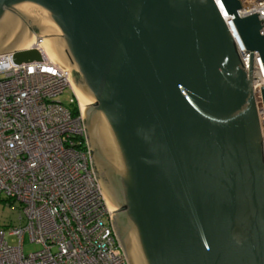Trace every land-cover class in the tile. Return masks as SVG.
Masks as SVG:
<instances>
[{
    "label": "water",
    "instance_id": "1",
    "mask_svg": "<svg viewBox=\"0 0 264 264\" xmlns=\"http://www.w3.org/2000/svg\"><path fill=\"white\" fill-rule=\"evenodd\" d=\"M264 69V34L220 0ZM48 56L81 104L90 166L127 264H264L250 88L213 0H0V54ZM264 111V87L261 89Z\"/></svg>",
    "mask_w": 264,
    "mask_h": 264
},
{
    "label": "built area",
    "instance_id": "2",
    "mask_svg": "<svg viewBox=\"0 0 264 264\" xmlns=\"http://www.w3.org/2000/svg\"><path fill=\"white\" fill-rule=\"evenodd\" d=\"M238 17L255 14L264 34V0H238ZM231 35L250 88L261 134L264 167V69L246 50L232 14L213 0ZM35 38L39 60L14 63L0 54V203L18 206L17 225L0 226V264H127L90 166L79 103L67 73ZM67 89L63 103L57 97ZM73 105L76 113H72ZM38 246L23 252L22 239ZM17 239L9 245L6 237Z\"/></svg>",
    "mask_w": 264,
    "mask_h": 264
},
{
    "label": "rangeland",
    "instance_id": "3",
    "mask_svg": "<svg viewBox=\"0 0 264 264\" xmlns=\"http://www.w3.org/2000/svg\"><path fill=\"white\" fill-rule=\"evenodd\" d=\"M68 96H69V92L67 89H65L63 93L60 94L57 98L60 99L63 103H65ZM17 207L18 206H16L15 204L5 206L2 205V203H0V225H4V224L17 225L18 223H20V220H18V216H21V213ZM6 239L9 245H15L17 243V239L15 237L8 236L6 237ZM37 248L38 246L36 244L28 241L26 235L23 236L22 249L24 253H27L29 251H34Z\"/></svg>",
    "mask_w": 264,
    "mask_h": 264
},
{
    "label": "trees",
    "instance_id": "4",
    "mask_svg": "<svg viewBox=\"0 0 264 264\" xmlns=\"http://www.w3.org/2000/svg\"><path fill=\"white\" fill-rule=\"evenodd\" d=\"M72 113L75 114L76 113V106L73 105V108H72ZM5 225H9V224H4V225H0V226H5Z\"/></svg>",
    "mask_w": 264,
    "mask_h": 264
},
{
    "label": "bare ground",
    "instance_id": "5",
    "mask_svg": "<svg viewBox=\"0 0 264 264\" xmlns=\"http://www.w3.org/2000/svg\"><path fill=\"white\" fill-rule=\"evenodd\" d=\"M45 49V48H44ZM46 51V50H45ZM76 96V95H75ZM76 99H77V97H76ZM77 101H78V99H77ZM79 103V106H80V109L81 108H83L84 106H85V104H81L80 102H78Z\"/></svg>",
    "mask_w": 264,
    "mask_h": 264
}]
</instances>
